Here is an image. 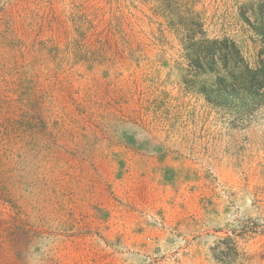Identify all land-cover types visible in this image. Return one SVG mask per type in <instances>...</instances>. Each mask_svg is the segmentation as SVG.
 Masks as SVG:
<instances>
[{
	"label": "rangeland",
	"instance_id": "rangeland-1",
	"mask_svg": "<svg viewBox=\"0 0 264 264\" xmlns=\"http://www.w3.org/2000/svg\"><path fill=\"white\" fill-rule=\"evenodd\" d=\"M0 264H264V0H0Z\"/></svg>",
	"mask_w": 264,
	"mask_h": 264
}]
</instances>
